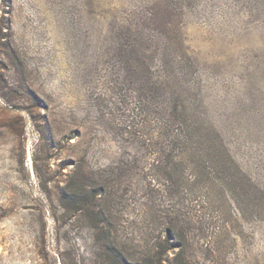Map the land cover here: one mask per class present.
<instances>
[{"label":"rangeland","instance_id":"1","mask_svg":"<svg viewBox=\"0 0 264 264\" xmlns=\"http://www.w3.org/2000/svg\"><path fill=\"white\" fill-rule=\"evenodd\" d=\"M232 1L201 0L209 22L175 16L174 0H0V264H109L90 221L58 201L79 160L120 168L109 183L119 247L137 258L159 235L161 203L145 198L161 189L153 160L114 130L139 122L125 108L139 105L142 79L160 86L157 108L204 117L264 187V146L232 137L264 120V0ZM179 62L190 88L177 98ZM160 199L185 226L188 264H264V221L226 224L176 190Z\"/></svg>","mask_w":264,"mask_h":264},{"label":"trees","instance_id":"2","mask_svg":"<svg viewBox=\"0 0 264 264\" xmlns=\"http://www.w3.org/2000/svg\"><path fill=\"white\" fill-rule=\"evenodd\" d=\"M236 1L242 0L232 2ZM244 1L255 3L258 7L262 5L259 0ZM200 3L201 0H174L171 11H174L175 16L193 13L199 19L201 14H212L211 18H202L212 22V10L203 9ZM226 3L223 2L224 6H227ZM177 67L183 76L174 77L176 97L179 98L190 87L184 83L187 74L182 71V62ZM143 72L139 67V76ZM143 83L150 85L139 89V105L125 108L128 114L125 117L131 119L132 116L139 122L135 125L132 120L128 123L122 121L119 123L122 127L118 128L117 124L114 130L118 136L126 134L131 138H126V141L138 143L139 148L153 160L148 172L152 182L161 189L145 187V198L151 204L154 201L161 203L158 204L160 209H155L159 210L155 214L157 218L151 219V225H157L159 235H153L150 243L141 247L142 250L136 253L137 258L118 246L119 236L114 223L117 221L114 215L117 202L112 200L114 192L109 183L110 176L120 174V168L116 172L111 166L103 170L92 169L79 160L62 181L58 201L65 211L83 214L90 221L95 241L107 249L103 255L109 264H188L189 240L185 226L171 209L163 211V208H169L161 202L163 192L170 194L176 190V194L188 197L192 207L199 213L216 211L226 218V224L238 225L239 222L264 221V187L238 163L220 132L204 128V117L197 112L189 113L183 103L179 105L180 108L176 104L168 109L157 108L155 101L160 86L156 87L148 79H142L140 84ZM191 87L197 89L196 84ZM251 95L257 107L258 102ZM232 137L253 139L259 147L264 146V120L254 123L249 135ZM145 234L150 236L149 233Z\"/></svg>","mask_w":264,"mask_h":264}]
</instances>
